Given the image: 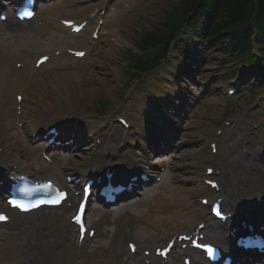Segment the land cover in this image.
Masks as SVG:
<instances>
[{"label": "rangeland", "instance_id": "obj_1", "mask_svg": "<svg viewBox=\"0 0 264 264\" xmlns=\"http://www.w3.org/2000/svg\"><path fill=\"white\" fill-rule=\"evenodd\" d=\"M74 1L81 3L83 0H59L57 3L49 6L48 9L56 17L81 19L90 11L101 7L100 4H94L75 7L73 9L68 8H72L73 5L71 2ZM173 1L120 0L113 6L111 12L106 13L105 24L101 30V38L98 43L88 44L87 41L77 43L78 39H68L66 36L56 34L51 29H47L42 34H39L40 32L13 33L14 30L9 29V26L1 27L0 62L6 57H12L14 55L22 57L21 54L24 51V55L34 60L41 54H48L63 48H73V45L77 44L75 46H78V49H86L87 51H91L92 54L82 61H72L73 59L70 57H64L58 64L54 62L52 64L50 63V67L43 68L44 70L37 76L29 78V80H26L22 84L24 85L22 88L27 92L24 95L29 99H33L32 109L43 119H46L47 112L44 111L50 109V104L55 105L56 114L53 118L59 124L60 122H67V120H75V117L79 115L93 114L95 104L105 98H111L112 100L110 105L111 109L107 113L109 114L107 115L108 117H111L110 115L116 116L117 114L126 116L128 110L139 113L145 109V105L152 104L156 97L148 88L143 91L140 89H132L126 96L124 102L117 101L118 97L123 96L125 93L124 91L120 92V88L127 78L122 75L115 62L121 61L123 49H132L140 30L147 28L152 18L153 22L158 20L164 8L169 6ZM220 58L218 55H210L202 67L195 66L190 74L192 75L191 77H194L193 80L186 78L182 81L185 85H191L195 89V93L193 94L195 98L194 108L188 114L186 124L183 127V135H185L183 139L185 142L181 141L178 152L174 153L176 156L175 159L171 157L172 154L158 161L162 163V166L166 167L164 182L156 188L149 190L143 199L133 206V211L128 209L129 207H124L122 210L114 212L112 214L113 223L111 225L106 223L104 227L100 225V238L94 243L89 244L79 254L75 249V239H73L71 232H68L57 244L50 245L47 251L40 246V240H38V248L30 253L39 255L38 259L34 260L35 262L39 259V261L45 262L51 258L55 260L56 264H76V262L82 264V260L87 261L88 264H102L99 262V259L104 257L105 263L103 264H108V259L116 250V248L115 250L113 248L114 240H121L126 234L133 233L141 241L150 236L160 238L159 241H161L164 238L170 237L172 234L193 230L195 224L202 220L206 214L205 211L196 209L194 203L190 201L189 197L193 195L191 186H183V184L187 182L184 181L185 179H192L193 177L192 174H187L189 173L188 170L195 171L194 167L200 161L198 157L191 158L190 155L196 156L202 149L208 150L207 145L216 136L215 132L217 130L223 131L222 136L218 137L222 142L223 151L222 158L220 159V170L222 173L220 176H217L220 184L222 186L227 185L225 181L229 165L239 168L235 172L236 176L246 178V165L250 164L249 160L242 156L241 147L249 143L247 137L255 124L258 125V128L253 131L258 135H264V126H262L264 122V105L261 107L258 106L262 103L261 95L264 94V80L259 81L256 85L255 83L250 84L247 90L244 89L238 95L239 97L236 103L239 104H236V106L240 105L242 110L240 107L236 108L240 110V113L232 118L235 120L234 124L227 128L224 125L219 127L215 122L221 121L224 108L228 101L237 97L228 99L223 95L225 87L220 82V73H216L220 67ZM178 63L174 62L173 66L166 68L165 77H163L172 81L175 75L174 69L179 67ZM68 66L70 67L66 68ZM50 72L54 73V77L59 78L58 80L60 81L56 86L61 87L60 89L55 87L50 88ZM50 78L54 79L53 77ZM260 83H262V86L259 85ZM152 84L155 83L152 82ZM184 84H181V87ZM139 87L140 85L137 86V88ZM181 87L177 85L174 89V92L179 96L184 91ZM157 88H159L158 92H161L165 86L163 85L161 87L160 85ZM158 92L156 93L159 94ZM147 94L151 96L152 100L147 98ZM168 95L165 93L164 98L166 96L168 97ZM244 102L247 103V106ZM26 106L29 107V103ZM86 108H88L87 111ZM149 108L153 111L152 105ZM4 110L9 114V117L7 116L4 123L0 122V148L4 146L3 142L6 143V138L11 143L15 142L14 139H16L20 145L19 153L22 155V160L25 162L24 158L26 157L24 155H27V158H34L36 161L34 163L35 167L39 168L37 162L41 161V157L39 151L35 150L38 148V145H32L30 143L31 123H29L30 121L26 117L28 111L23 109L22 115L10 117V113L14 112L15 106L7 105ZM58 110L62 114L57 113ZM48 112H51V110ZM23 121H27V124L20 129L18 123H23ZM102 127L96 128V132ZM23 130L26 132L25 137L22 133ZM138 132L139 134H137ZM99 134L101 138H111L114 136L120 143H122L121 141L125 136L135 138L136 134V136L141 137V132L135 128L123 131L117 127L108 135H105L104 132ZM4 135L7 136L5 137ZM90 152L88 151V154L81 152L72 156L63 157L64 159H61L60 164L64 167L71 168L73 164L82 163L86 161V158L92 157L93 154ZM136 154H134L136 157H140L142 151L136 150ZM120 158L118 157L117 160H120ZM25 163L34 171V165L32 163ZM241 164L244 166H240ZM185 165H189L190 168L185 169ZM43 170L47 173L51 169L44 166ZM261 177V173L256 175L258 179ZM175 206L178 208H175ZM133 213L136 214V218L142 223L126 222V214L133 215ZM143 219L149 226L162 229V235L158 232L150 233L148 227L144 226ZM96 222L99 223V220ZM174 227H180L179 230L177 228L174 229L178 230V232L173 230ZM165 233L170 234L165 236ZM0 235V239L4 241H0V248H2L8 238L2 233ZM42 239L44 242L47 239L52 242L58 240L45 234H42ZM107 243H110L109 253L103 252L102 250L103 248H108ZM57 249L61 253L53 257L52 253ZM72 253L76 256H72ZM11 254H14L13 251H10V254H8L9 260ZM118 255L120 256V254ZM121 257L125 258L124 255ZM27 258L30 257H26L25 259Z\"/></svg>", "mask_w": 264, "mask_h": 264}, {"label": "trees", "instance_id": "obj_2", "mask_svg": "<svg viewBox=\"0 0 264 264\" xmlns=\"http://www.w3.org/2000/svg\"><path fill=\"white\" fill-rule=\"evenodd\" d=\"M202 18L207 21L202 34L205 41H212L211 50L234 60L228 59L234 66L227 70L228 78L240 70L264 67V0H174L158 20L152 18L147 28L140 30L135 41L138 54L125 53L131 68L153 70L173 45H192L194 38L202 37Z\"/></svg>", "mask_w": 264, "mask_h": 264}, {"label": "bare ground", "instance_id": "obj_3", "mask_svg": "<svg viewBox=\"0 0 264 264\" xmlns=\"http://www.w3.org/2000/svg\"><path fill=\"white\" fill-rule=\"evenodd\" d=\"M17 75V74H16ZM51 77H53L54 79H52V78H50L49 77V84L51 85V87L50 88H57V89H60L61 87H57L56 85H58V82L60 81V80H58L57 79V77H54L53 75L51 76ZM10 84V83H9ZM4 88H5V86H3L2 87V90H4ZM15 89L13 88V89H10V92H12V91H14ZM195 89L193 88V91H194ZM10 92H9V94H10ZM64 97V96H63ZM5 103L7 104L8 103V100L7 101H5ZM14 103H16V101L14 102ZM4 101H2V107H0V108H2V110H3V108H4ZM53 125V124H52ZM49 127V126H48ZM35 129V128H34ZM42 129V128H41ZM152 137V136H151ZM151 137H148V138H151ZM77 138L78 139H83V136L81 135V136H77ZM85 138H89V137H86L85 136ZM15 144V142H13V143H8L7 145H6V147H8V146H10V145H14ZM146 146L145 147H147V144H145ZM113 147V149H112V152H111V154L109 155L110 156V158L112 157H115V156H117L118 154H120V152H119V147H118V145H113L112 146ZM103 150V149H102ZM102 150H100V153L98 152V150L97 149H95L94 151H93V156L91 157V158H86L87 160L83 163V165H80V166H74L73 168H72V171H79L81 174H83L82 175V179H84V177L85 176H87V175H89L92 171H97L99 168H101L103 165L104 166H108V165H110L111 163H113V162H115V163H118V162H116L117 160H115V159H104L103 157H102V154H101V152H102ZM147 151H145V153H146ZM198 155V157L200 158V162H199V164H198V166H199V169H202L203 168V166H204V164H205V162L206 161H208L209 159H211V158H214V157H212V155L210 154V152L208 153L206 150H204V151H202V152H200V153H198L197 154ZM4 157H7L8 158V161L9 162H17V165H19L22 169H26V168H24L22 165H21V160H20V157L18 156V154H17V151H14V152H6V154H5V156ZM127 156H125L124 158H126ZM120 162V161H119ZM144 163V156H142L141 158H137V159H134L133 160V163L134 164H139V163ZM253 164H258V163H253ZM233 170H235L234 168H232ZM28 170V169H27ZM199 171H201V170H199ZM254 171H256V170H254ZM195 175H196V177L195 178H192V180L194 181L196 178H199L200 177V175L202 174V172L200 173V172H198V171H195V173H194ZM227 177H228V180L230 181V183L231 184H234V175L232 174V173H229L228 175H227ZM47 179H50V178H47ZM262 187V186H261ZM260 186H259V188H261ZM198 189H197V191H195V192H197V193H200L201 192V189L199 188V187H197ZM262 194H264V193H262ZM262 194H255V193H253V196H255V195H262ZM263 198H264V196H263ZM49 219L50 220H52L53 222H52V225L53 226H55V222L56 221H58V219L55 217V216H50L49 217ZM32 222V221H31ZM51 222V221H50ZM29 230H32V231H34L35 233H36V231H37V227L35 226V225H31L29 228H28V230L26 231V233H25V235H24V237L22 238V241H23V243H26L27 242V232L29 231ZM32 236V235H31ZM31 240V237L29 238V240L28 241H30ZM22 241H19V240H16V239H14L13 241H10V246L13 244L15 247H19L20 246V243L22 242ZM12 242V243H11ZM10 250V249H9ZM14 251H17V249H15ZM9 252H5L3 255H1L0 254V264H9V262H7V261H5V260H3L4 259V257L5 256H7V254H8ZM51 261H49V262H47V263H44V264H51L50 263ZM245 264H247V263H245Z\"/></svg>", "mask_w": 264, "mask_h": 264}, {"label": "snow or ice", "instance_id": "obj_4", "mask_svg": "<svg viewBox=\"0 0 264 264\" xmlns=\"http://www.w3.org/2000/svg\"><path fill=\"white\" fill-rule=\"evenodd\" d=\"M28 14V13H26ZM78 55H82V53H78ZM0 219H4V217L0 216ZM78 222H79V219H78Z\"/></svg>", "mask_w": 264, "mask_h": 264}]
</instances>
